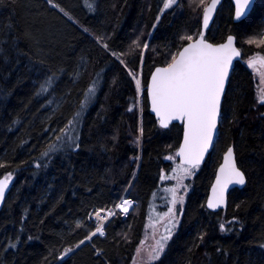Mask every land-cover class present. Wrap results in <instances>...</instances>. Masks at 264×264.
<instances>
[{
  "label": "trees",
  "instance_id": "obj_1",
  "mask_svg": "<svg viewBox=\"0 0 264 264\" xmlns=\"http://www.w3.org/2000/svg\"><path fill=\"white\" fill-rule=\"evenodd\" d=\"M54 2L72 19L47 0H0V163L6 165L0 176L14 173L13 188L0 213V264H132L152 210H167L166 180L160 177L172 173L178 161L168 162L166 157L183 137L180 125L159 127L149 110L147 86L155 67L167 62L169 50H176L178 36L201 30L202 11L189 7L186 0L182 12L179 8L162 15L163 0ZM233 18L234 7L225 1L206 37L222 43L234 35L243 54L224 98L219 142L205 165L188 179L183 216L157 264H264V105L257 104L256 74L246 63L261 49L242 43L264 29V0L257 1L246 20L234 23ZM149 34L142 64L139 55L124 57L133 72L142 71L139 117L133 80L114 57L105 56L95 38H104L113 51L127 53L135 39L144 42ZM82 57L90 61L87 73L73 84L72 71ZM61 69L65 74L55 98L68 90L71 96L53 114L55 104L46 106L52 96L38 97L36 92L47 76L59 75ZM101 69L110 70L101 73L97 96L84 114L79 151L57 154L46 167L35 168L50 142L44 128L63 126ZM230 146L248 182L230 193L226 211L212 213L206 200ZM127 189V198L138 202L137 215L111 219L106 238L94 237L59 261L63 248L86 235L85 229L70 231V225L93 208L112 207ZM221 223L227 231H220ZM125 232L130 242L119 235ZM201 233H206L203 242L198 238ZM17 238V247L9 248Z\"/></svg>",
  "mask_w": 264,
  "mask_h": 264
},
{
  "label": "snow or ice",
  "instance_id": "obj_2",
  "mask_svg": "<svg viewBox=\"0 0 264 264\" xmlns=\"http://www.w3.org/2000/svg\"><path fill=\"white\" fill-rule=\"evenodd\" d=\"M188 2L189 7L195 5L202 11V29L191 34L184 33L178 36L179 44L176 46V50L174 52L169 50L167 62L163 66L155 67L147 88L151 101V111L158 117L159 126L168 129L173 121H179L183 125L182 143L172 155L166 157L168 160H177L178 162L172 169L171 177L167 175L160 177L161 180H174L175 184L163 189L165 193L163 199L167 210L149 215L147 228L150 230L149 238L153 242L147 248L144 247L145 241L141 242L136 248L132 264H157L165 254L169 241L172 240L180 218L183 216V205L189 188V185L185 184V180L195 176L204 162L205 156L214 147V141L219 142L222 98L225 96V88L229 82L233 61L242 55L241 48L237 47V37L234 35H228L222 43H210L205 38V31L208 30L209 23L217 12L221 0H188ZM234 2V17L239 21L251 11L253 0H234ZM47 3L58 9L69 20L72 19L71 15L54 0H47ZM87 7L92 8L93 6L87 4ZM182 7V0H163L161 15L166 10L175 11ZM159 19L160 16L158 15L157 23H159ZM155 26L154 24L153 29ZM83 30L88 32L87 28ZM28 38L32 39L33 37L28 35ZM95 40L106 57H114L116 62L128 72L131 79L135 81L137 91H142V71L133 72L128 67L124 57L126 55H139L142 64L143 55L149 50V43L146 41L141 44L138 37L132 42L134 48L130 47L127 53H118L110 48L104 38L96 37ZM242 43L255 45L261 49L248 58L247 65L259 77L258 102L264 105V29ZM89 63L90 61L81 58V63L72 71L73 84L78 83L80 78L87 73ZM107 70L110 69H101L96 73V79L83 91L82 100L78 107L62 127H52L49 124L48 127L44 128V132L50 133L48 136L50 142L45 144L40 158L34 163L35 168L46 167L50 159L57 154L79 151L84 114L97 96L101 73ZM64 74V70L61 69L59 75L54 73L47 76L36 92L38 97L52 96L51 99H48L46 106L55 104V108L52 110L53 114L59 111L64 103L68 102L65 97L71 96V90H68L59 100L55 98V88L60 77ZM129 111L132 109L129 108ZM140 132L142 134V128ZM136 142L139 143V137ZM5 166L4 163H0V168ZM13 180L14 173L11 171L0 176V205L4 204ZM246 183L245 172L237 164L234 148L228 147L212 186L207 208L215 210L226 207L229 186H243ZM128 188H131V184L128 185ZM117 199L118 202H114L112 207L93 208L86 215V218L77 219L73 225H70V231L85 229L86 235L75 245L63 248L61 254L57 256L59 261L63 262L65 257L74 254L86 242H93L94 237H105L106 225L111 219L121 215L128 217L130 209L135 211L136 202L134 200L126 197H118ZM87 221H93L94 227L89 229ZM234 221H230L229 224ZM219 229L222 232L228 230L223 223L219 225ZM119 235L125 242H130L126 232ZM205 235L206 233L199 235L198 238L201 242H203ZM28 239L31 240L32 237L29 236ZM19 242L17 238L16 242H10L8 247L15 248ZM96 254L102 255V250L97 249Z\"/></svg>",
  "mask_w": 264,
  "mask_h": 264
},
{
  "label": "water",
  "instance_id": "obj_3",
  "mask_svg": "<svg viewBox=\"0 0 264 264\" xmlns=\"http://www.w3.org/2000/svg\"><path fill=\"white\" fill-rule=\"evenodd\" d=\"M225 1H227V0H221V4H220V5L218 6V8H217V12L214 14L212 21H210V23H209V28H208V30L205 31V38H206V34H207V32L211 29V27H212V25H213V23H214V21H215V19H216V17H217V14H218V12H219V9H220L221 5H222ZM229 1L232 2L233 6H234V9H235V2H234V0H229ZM257 1H258V0H253V4H252V6H251V11H250L245 17H242L239 21H237V20L235 19V17H234V21H235V23H240V22H242L243 20L247 19V18L249 17V15L252 13V11L254 10V7H255ZM210 43H211V42H210ZM240 59H241V57L236 58V59H234V61H233V67H232V70L230 71V74H229V82L226 84V88H225V95H226V92H227V89H228V86H229V83H230V79H231V76H232V72H233V70H234V67H235L236 63H237ZM149 82H150V79H149ZM147 98H148V104H149V110H150V113H151L152 116H154V118H155V119L158 121V123H159V119H158V117L156 116L155 113H153V112L151 111V101H150V97H149V95H148V92H147ZM224 98H225V96L222 98V102H221V112H222V106H223ZM172 125H180V126H183L179 121H173ZM172 125H170V126H172ZM160 128H161V127H160ZM162 129H163V128H162ZM165 130H166V129H165ZM182 139H183V137H182ZM181 143H182V141H181ZM215 143H216V142L214 141V146H215ZM213 149H214V147H213L212 149L209 150V153L205 156V160H204V162L202 163L201 166L205 165V163L207 162V159H208V157L210 156V154L212 153ZM234 152H235V151H234ZM235 156H236V155H235ZM222 163H223V159H222L221 164H222ZM221 164H220V165H221ZM220 165H219V167H220ZM219 167H218V169H217V172H216V175H215L214 181H213V183H212V185H211V187H210L209 193H208V197H207V200H206V208H207V201H208V199L211 197V189H212V186L214 185V183H215V179H216V176L218 175ZM246 185H247V183H246L245 185H243V186H240V185H230V186H229V189H228V193H227V205H226V207H222V208H220V209H215V210H212V209H208V208H207V210L210 211V212H212V213H218V212H220L221 210H222V211L226 210L227 207H228V204H229V195H230V193H231L233 190H235V189L242 190V189L245 188ZM12 188H13V184L10 185V189H9V192L6 194V198H5V202H4V204H3V205H0V213L2 212V210H3L4 206H5L6 200H7L8 196H9V194L11 193Z\"/></svg>",
  "mask_w": 264,
  "mask_h": 264
},
{
  "label": "rangeland",
  "instance_id": "obj_4",
  "mask_svg": "<svg viewBox=\"0 0 264 264\" xmlns=\"http://www.w3.org/2000/svg\"><path fill=\"white\" fill-rule=\"evenodd\" d=\"M187 2H188V0H186ZM188 4H189V2H188ZM198 9V8H197ZM169 10H171V9H169ZM178 10H180L179 8H178ZM182 10H183V8H181V11L180 12H182ZM166 11H168V10H166ZM141 34H143V33H141ZM136 40V39H135ZM150 42V34L146 37V39H145V41L144 42ZM141 42V44H143L144 42L143 41H140ZM252 46H254V48H256V49H258V50H260L259 48H257L255 45H252ZM242 58H243V56H242ZM242 61V60H241ZM246 63H247V60H246ZM255 73V72H254ZM141 78H142V76H141ZM256 78H257V82H258V86H259V77L256 75ZM133 82H134V84H135V81L133 80ZM258 86H257V89H258ZM135 88H136V84H135ZM141 88H142V91H137V88H136V93H137V101H136V109H137V114H138V116L139 117H141V114H142V95H143V85L141 84ZM257 104H260L259 102H258V95H259V93H258V90H257ZM139 144H141V138L139 137ZM174 168V167H173ZM171 175H172V173L169 175V177H171ZM187 181L188 180H185V184L187 183ZM169 182H171L170 184H169ZM165 183H166V185H167V187H169L170 185H174L175 184V181L174 180H171V179H168V180H166L165 181ZM128 190L129 189H127L126 191H125V193L123 194V196L122 197H126L127 198V196H126V194L128 193ZM183 191V190H182ZM136 202V201H135ZM179 206V205H178ZM137 210H138V202H136V206H135V211H133V210H131L130 212H129V215H128V217L132 214L133 216H136L137 215ZM155 212H159L157 209H155V210H152V212H151V215L152 214H154ZM148 224V223H147ZM161 231L163 230L162 228L160 229ZM149 233H150V230L147 228V226H146V229H145V233H144V236H143V239H142V241H145V243H144V247L145 248H147L148 247V245H150L153 241L149 238Z\"/></svg>",
  "mask_w": 264,
  "mask_h": 264
},
{
  "label": "bare ground",
  "instance_id": "obj_5",
  "mask_svg": "<svg viewBox=\"0 0 264 264\" xmlns=\"http://www.w3.org/2000/svg\"><path fill=\"white\" fill-rule=\"evenodd\" d=\"M222 5H223V4H222ZM222 5H221V7H222ZM221 7H220V9H221ZM220 9H219V10H220ZM233 19H234V18H233ZM245 20H246V19H245ZM233 21H234V20H233ZM243 21H244V20H243ZM214 22H215V21H214ZM234 23H235V21H234ZM213 24H214V23H213ZM212 26H213V25H212ZM201 29H202V23H201ZM208 32H209V31H208ZM208 32H207V33H208ZM206 36H207V34H206ZM148 42H149V41H148ZM146 53H147V52H146ZM144 54H145V53H144ZM135 97H136V101H137V93H136V96H135ZM181 141H182V140H181ZM216 143H217V142H216ZM216 143H215V145H216ZM180 144H181V143H180ZM230 147H233V146H230ZM214 148H215V146H214ZM233 148H234V147H233ZM213 150H214V149H213ZM234 151H235V148H234ZM212 152H213V151H212ZM211 154H212V153H211ZM211 154H210V155H211ZM223 155H224V154H223ZM235 155H236V153H235ZM208 158H209V157H208ZM222 159H223V157H222ZM236 160H237V158H236ZM237 164H238V162H237ZM246 178H247V177H246ZM247 182H248V180H247ZM228 206H229V204H228ZM227 209H228V207H227ZM227 209H226V210H227ZM130 210H131V209H130ZM226 210H224V211H226ZM224 211L221 210L220 212H224ZM220 212H218V213H220ZM121 217H122V215H121ZM110 221H111V220H110ZM110 221H109V222H110ZM106 236H107V232H106ZM106 236H105V237H100V238H101V239H104V238H106ZM98 237H99V236H98Z\"/></svg>",
  "mask_w": 264,
  "mask_h": 264
}]
</instances>
